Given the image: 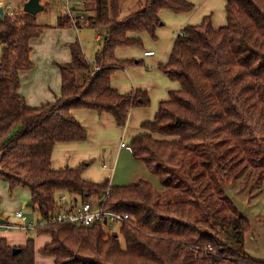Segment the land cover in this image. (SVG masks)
<instances>
[{
	"label": "trees",
	"instance_id": "1",
	"mask_svg": "<svg viewBox=\"0 0 264 264\" xmlns=\"http://www.w3.org/2000/svg\"><path fill=\"white\" fill-rule=\"evenodd\" d=\"M81 1L93 12L83 27L101 34V46L88 62L80 44L72 43L71 61L58 65L60 95L38 108L27 107L19 94V73L32 68L30 40L45 27L25 12L0 20V180L11 194L27 189L43 216L56 208L59 195L87 200L109 189L104 208L128 215L133 226L121 227L123 241L102 224L38 228L49 237L40 252L54 264H264L246 254L251 223L222 188L239 175L256 194L250 199L264 188V0H224V26L213 27L208 15L182 27L167 62L159 64L178 89L159 102L129 147L169 187L162 198L142 179L129 186L85 180V163L54 169L52 151L56 143L86 140L74 109L108 113L124 127L132 108L149 105L146 92L112 88V73L136 63L118 60L116 49L140 45L143 32L155 39L162 10L186 13L193 4L141 0L121 17L122 0ZM78 20L67 13L57 26L72 28ZM208 245L219 255L205 253ZM0 264H35L33 240L13 247L0 238Z\"/></svg>",
	"mask_w": 264,
	"mask_h": 264
},
{
	"label": "rangeland",
	"instance_id": "2",
	"mask_svg": "<svg viewBox=\"0 0 264 264\" xmlns=\"http://www.w3.org/2000/svg\"><path fill=\"white\" fill-rule=\"evenodd\" d=\"M43 0H41L42 2ZM141 0H122L120 4V11H121V17L129 14L132 11H135L139 8V3ZM192 4L194 5L195 12L198 8H200V11L197 12V17L202 18L203 15L205 14H213L214 18L219 20L222 15L223 17L225 16L224 14V9L218 7V4L213 1V0H207L202 6V1L199 0H191ZM57 6H54L51 8L52 10L45 11L43 10L40 15H48V18L53 21L57 19L58 16H62V10L60 9L61 4L56 3ZM201 6V7H200ZM208 7V9H206ZM56 8V9H55ZM193 9V10H194ZM66 10V9H65ZM66 13V12H65ZM167 13L169 17H162L161 21L163 22V26L158 28V30L155 31V39L151 37L148 33H140L138 38L140 40V45L138 46H131V49L123 50L120 49L119 51L116 49L115 56L118 60L120 61H125L126 59L133 60V61H139L138 64L133 63L131 66L134 68L135 71V76H145L144 73H149L145 68V65L151 64L150 61L157 60L158 65L153 68L151 71H156L159 73V64L165 62V60L168 57L169 50L171 48V39L175 36L177 31L181 28V23L182 20L179 17V14H175L171 12L170 10H167ZM192 13V12H191ZM79 12L73 13V17H78ZM86 15H93V12L90 10L89 7H87V12ZM220 17V18H219ZM222 20V19H221ZM183 27V26H182ZM88 33V37L91 39L89 43V49L87 59L88 61L91 62V58L93 59L94 53L100 48L101 43L95 40V34L93 33L92 29L86 30ZM83 33V32H82ZM85 38V36H84ZM146 49H152L155 51L156 56L154 58H151L150 60L144 59L143 58V51ZM89 53H92V55H89ZM119 71V70H118ZM122 72V71H121ZM161 72V71H160ZM115 73V74H114ZM112 73V75L119 76L118 72L115 71ZM124 76H126V73L122 72ZM131 75V71L129 72ZM162 78H160L163 82V89L168 86L172 87L174 85L173 81H171L168 77H166L163 73L160 74ZM124 80V79H123ZM149 82L148 79H142L140 83L142 84H147ZM144 88H147V86H143ZM156 85H152V87L149 88H154ZM148 90V89H147ZM148 95H149V105L147 106H138L133 109H136L134 111H139L140 115L137 116L136 112L132 115L133 118L130 121L127 119V122L124 127H119L115 123L110 128H107L106 130V138L101 145L102 147L98 150L97 154L93 157V161L90 162V165L88 166V173H89V180L94 183H102L104 181H107L109 183H112L114 186H129L131 182H137L138 180H149L154 186V189L156 190L157 193L161 194V198L165 196V194L169 193V187H163L161 178L159 175L155 172H152L145 168L144 166H140L139 168H136L134 165H138L140 162H136L134 158L130 154V147H129V137L132 133L135 132V130L139 127L137 126L140 121L139 118L146 117L145 111L148 112L149 110H155V107L157 108L158 106V100L154 96V90H148ZM165 92V91H164ZM153 104V105H152ZM146 107V108H143ZM141 108V109H140ZM144 109V110H143ZM132 110L130 111L132 113ZM145 115V116H144ZM130 116V114H129ZM135 120V121H134ZM135 122V123H134ZM126 127V129H124ZM92 133L94 137H96V133L93 131H90L88 129V133ZM124 142L127 147L124 148L123 154L119 158L118 155V147L120 142ZM123 143V144H124ZM121 148V147H120ZM71 148L67 146L66 144L58 143L55 145L52 157H53V166H61L62 164H69V161H67V157L70 154ZM79 154L82 153V150H79ZM102 162L106 163V165H111L113 167L112 171H103L100 166L102 165ZM91 178V179H90ZM183 179H186L185 177H182ZM245 176L244 175H239L238 180H232L231 182L227 184H222V188L224 189L225 194L229 197V199L232 201L234 206H237L238 209L242 212L241 214L243 215L244 210L246 209V201L247 198L250 197H255V192L252 191L249 193V189L247 188L248 184H246L245 181ZM0 196L2 197L3 194H7V202L8 205L7 207L1 206L0 208V217L3 219H7L6 221L8 223H14L17 222L16 219L13 217V213L17 208L22 209L23 213L26 215L28 220L35 219L38 215L37 211V206L32 205L30 207L26 206V199L23 196L22 204L18 206L17 208L14 209V201L17 199V194H14V192L8 193L9 189L7 188L4 189L3 186V181L0 180ZM109 186H111L109 184ZM251 186V185H250ZM25 191H28L25 188H21ZM179 191V190H178ZM106 193V192H105ZM104 193V194H105ZM18 194H20L18 192ZM164 194V195H163ZM110 195V193H109ZM163 195V196H162ZM72 196V195H70ZM109 198V197H108ZM95 196H91L88 198L90 202L94 204ZM256 200L259 209L261 208L262 211L259 212L258 214L264 216V189L262 192L253 199V201ZM57 201V199H56ZM240 211H237L240 212ZM231 211L226 210V213H230ZM247 217L250 218L249 221L251 223V226H253V234L255 236V241L250 242L248 238L246 239V254L249 255L250 257L251 252L255 251L257 248H262L264 245V220H258L256 221L255 219H251L250 216L251 214L247 213ZM244 216V215H243ZM129 217V216H128ZM130 225L133 226V223L131 219H128V222L124 223H119L113 226H105L104 230L107 235H110L112 233L117 234L118 238L120 241L122 240L121 237V227L123 225ZM250 233V232H249ZM249 233L246 235V237L249 235ZM0 237L5 238L8 241L10 240H20L21 244H25L28 239L33 240L34 243V249H35V264H54V260L51 256L43 254L40 252V250L44 247L45 243L49 242V237L46 234H39L36 232V230H31V231H23V230H15L12 229L7 232H3L0 230ZM264 250V248H263ZM253 258V257H252Z\"/></svg>",
	"mask_w": 264,
	"mask_h": 264
},
{
	"label": "crops",
	"instance_id": "3",
	"mask_svg": "<svg viewBox=\"0 0 264 264\" xmlns=\"http://www.w3.org/2000/svg\"><path fill=\"white\" fill-rule=\"evenodd\" d=\"M187 1L192 4V2H190L191 0H187ZM199 1H202V4H201V6H202L207 0H199ZM213 1H215L218 4V7L224 9V14H225L224 17L222 15H220L221 18L219 17L220 19L217 20L216 18H214L213 14L209 13V14L203 15L202 18H198L196 14H197V12L200 11V8H198L196 10L197 12H195L194 5H193L194 10L192 9L190 12L179 14V17L182 20V22L179 21V23H181V25L183 27L186 25H196V24H199L205 16L210 15L211 19H212L213 27L218 28V27L224 26L226 24L225 1L224 0H213ZM39 3L41 5H43V10H45V11L52 10L51 8H53L54 6H57L56 3L61 4L60 9L62 10V12L63 11L64 12L62 13V16H58L57 19L53 22L51 19L48 18V15H45V14L40 15V13L43 10L41 12H39L37 15H35L37 22L40 25L44 26L45 28L43 29L42 34L39 37L33 38L30 40L31 52H30L29 58H30V61L32 63V68H30L29 70L21 71L19 73L20 87H19L18 92L24 98L26 106L29 108H38L42 104L54 101L55 98L60 95L61 76H60V70H59L58 65L59 64H67L71 61L72 58H71V52H70V45L72 43H75L76 41L80 44V46L84 52V55L87 59L88 54H86V52L88 53V49H89V43L88 42L91 40L88 37V33L86 31L88 29H91L89 27L84 26L78 30H75V28H71V27H59V26H57L59 19L66 16V14H67V12L65 10V6L61 1H59V0H43L41 2V0H39ZM206 9H208V7H206ZM164 16L169 17L167 10H162L159 13L160 19ZM163 25L164 24L162 22V24L158 28L162 27ZM182 26L177 31L175 36L180 32V30L182 29ZM158 28L156 30H158ZM93 33L95 34V40H96L98 35H101L98 31H95V30H93ZM84 36H85V38H84ZM175 36L171 39V47H172ZM120 49L127 50V49H131V47H122V48H118L117 50L119 51ZM144 51H153L154 52L153 56H150V57H144L143 56L144 59L150 60L151 58H154L156 56L155 51L152 49H146ZM170 51H171V48L169 50L168 57L165 60V62L160 63V64H164L167 62V60L169 58ZM89 55H92V53H89ZM93 57H94V55H93ZM89 58H91V61L93 60L91 56ZM126 60H129V59H126ZM88 62H90V61H88ZM135 62H136L135 64H138L137 62H139V61H135ZM151 62H153V63H151ZM150 63L151 64L145 65L146 69L148 66H151V67L153 66V68L156 67L159 62H157V60H153V61H150ZM153 68H151L149 71H147L149 73H144L145 76L144 75L143 76H140V75L135 76L134 68L131 65H129L125 69L117 71L119 76L114 75L115 73L111 76V86L120 94H128V93H131L134 91H141V92H146V94L148 95L147 91L153 89L154 90V96H155V98H157V100H158L157 102L159 104V102L161 100L167 99L169 91L178 89L179 85L177 82L173 81L174 85L172 87L168 86L167 89L166 88L163 89L164 82L160 79V78H162L160 75V74H162V72H160V71H159V73L156 71L153 72V71H151ZM121 71L126 73V76H124V74ZM130 71H131V75L129 74ZM142 79H148L149 82L147 84H142V83H140ZM152 85H156V87L149 88V87H152ZM143 86H147V88H144ZM148 98H149V95H148ZM143 108H146V107H143ZM134 110H136V109H133L132 113L130 112L129 124H130L133 116H135V115H132L133 112H134V114L136 112L137 116L140 115L139 111H134ZM156 111H157L156 107H155V110H149L148 112L145 111L146 117H144L143 120H142V118H139L138 121H140V122L137 125L139 127L135 130L134 133H132L130 135L129 141L131 138H133L134 136H136L140 132V125L143 122L151 120L153 118V116L155 115ZM72 114H73L74 118L81 124V126L87 131V138H86V140L80 141V142H77V141L60 142L62 144H66L67 146H69L71 148L70 154L67 157V161H69V164H67V165L62 164L61 166H53V163H52V166L54 169H62L64 167L75 168L78 165L85 163V169L83 171V178L85 180L90 181L88 178V176H89L88 166L90 165V162L93 161V157L97 154L98 150L102 147L101 145L103 144V142L106 138L107 128H110L113 125V123H115V122H114L113 117L110 114H108V113H101L100 114V113H97V112L92 111V110L74 109L72 111ZM88 129L90 131L95 132L97 134L96 137H94L91 132L88 133ZM124 129H126V127ZM121 143H124V142L123 141L120 142V144H119L120 147H121ZM56 144H58V143H56ZM120 147H118L119 148L118 149L119 158L123 154V150H124V148L127 147V145L124 143V147H121V148ZM53 150H54V148H53ZM79 150H82V153L79 154L78 153ZM52 153H53V151H52ZM130 154H131V150H130ZM131 156H132V154H131ZM134 160L136 162L138 161L135 158H134ZM52 162H53V157H52ZM138 162H140V161H138ZM134 166L136 168H139L140 166H144V165L140 162V163H138V165H134ZM100 168H101V166H100ZM146 181L149 182V180H146ZM134 183L135 182H131L128 185H132ZM109 184L111 186H114L112 183H109ZM3 186H4V189H6V191H7L8 185L4 181H3ZM0 187H1V185H0ZM13 192H14V194L19 195V196H17L16 201H14V203H13L14 209L23 203L22 202L23 196L25 197L24 199H26V197H27L26 206L27 207L32 206L29 202L30 194L28 191L21 189V187H17L13 190ZM18 192L20 194H18ZM7 205H8L7 194H3L2 197L0 196V208H1V206L7 207ZM245 206H246V209L243 212L244 216L247 217V215H248L247 213H249L252 215V216H250L251 219H255L256 221L264 220V216L258 214L259 212L262 211V209L261 208L259 209V205H258L256 200L253 201V199H250V196H249V198H247ZM236 208L238 211H240L237 206H236ZM17 209H20V208H17ZM263 211H264V207H263ZM239 213L241 214L242 212L240 211ZM262 228H264V226ZM252 232H253V226H251V231H250L249 235L245 238V241H244L245 251H246V248H245L246 239L248 238V240L250 242L255 241V236ZM6 241L10 246H13V247H20V246L24 245V244L23 245L21 244L20 240H13L12 239V240L8 241L6 239ZM262 246L263 247L261 249L257 248L255 251H252L251 257L249 255L248 256L253 260L264 262V250H263L264 245H262Z\"/></svg>",
	"mask_w": 264,
	"mask_h": 264
},
{
	"label": "built area",
	"instance_id": "4",
	"mask_svg": "<svg viewBox=\"0 0 264 264\" xmlns=\"http://www.w3.org/2000/svg\"><path fill=\"white\" fill-rule=\"evenodd\" d=\"M27 0H0V7L2 8V16L15 17L19 14L24 13L23 6ZM61 1L66 9V12L73 17V11H79L78 15V25L73 24L72 28L78 30L83 27V20L86 14L84 11L87 9L85 2L81 0H59ZM100 35L97 36L96 40L98 41ZM153 51H144V57L153 56ZM152 67L148 66L147 69L150 70ZM121 147H124V144L121 143ZM101 168L105 171H112L113 167L111 165H106L102 162ZM109 197V189L106 193L95 197L94 204L88 199H81L79 196H67L59 195L56 201V208L48 212L45 216L41 215L38 212V215L35 219L28 220L26 215L21 209H16L13 213L14 219L17 222L0 224V230L7 232L12 229L31 231L37 230L38 228H45L49 225H60V224H69L72 228H87L91 227L94 224H102L107 226H113L119 223L128 222V215L119 214L113 211L107 210L104 208V203ZM197 251V250H195ZM204 252L207 254H214L213 247L208 245L204 248Z\"/></svg>",
	"mask_w": 264,
	"mask_h": 264
},
{
	"label": "water",
	"instance_id": "5",
	"mask_svg": "<svg viewBox=\"0 0 264 264\" xmlns=\"http://www.w3.org/2000/svg\"><path fill=\"white\" fill-rule=\"evenodd\" d=\"M23 10L25 13L35 16L43 10V5L39 3V0H27L24 3ZM1 18H2V8L0 7V20ZM4 223H6V220L0 217V224H4ZM17 251H18L17 248L12 249L13 254H16Z\"/></svg>",
	"mask_w": 264,
	"mask_h": 264
}]
</instances>
